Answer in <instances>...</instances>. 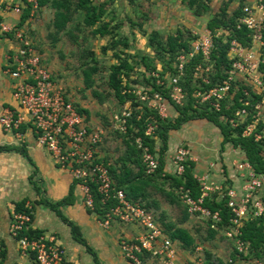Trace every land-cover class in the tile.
Here are the masks:
<instances>
[{
    "label": "built area",
    "instance_id": "obj_1",
    "mask_svg": "<svg viewBox=\"0 0 264 264\" xmlns=\"http://www.w3.org/2000/svg\"><path fill=\"white\" fill-rule=\"evenodd\" d=\"M31 4L32 10L37 8V0H25ZM24 5V4H23ZM23 5L0 3V10H11L20 14ZM244 25L249 33L248 44L237 39L230 41L227 58L229 66L226 76L221 82L204 91H195L194 95L199 103H206L213 110L231 109L229 114H221L220 119L233 130V136L240 135L249 138L259 146L258 156L264 164V3L254 2L244 5L242 15L238 18L236 27ZM1 33H14L18 40L16 53L8 62L7 72L13 78L12 95L17 105L14 108H4L0 113V125L3 130L16 132L22 124H29L35 134L38 144L48 150L61 168L67 170L71 179L78 187L84 205L93 207V197L89 182L96 184L97 192L101 195V202L115 200L113 206L108 207L101 218L100 226L108 227L112 221L134 224L140 228L134 236L119 238V249L127 260L140 264L138 255L144 250L150 252L152 262L159 264H180L175 241L170 238L151 211L138 203L126 199L121 188L114 186L109 174L108 162H104L98 154L97 145L101 139L102 130L98 126H87L85 116L81 114L73 103L68 100L60 88L55 86L48 70L41 64L38 52L27 39L23 29L0 21ZM197 39V40H196ZM191 42V50L177 55L174 66L175 74L165 73L170 99L175 104H182L185 91L179 84L184 76L185 63L198 51L203 59L208 60L211 38L208 30ZM209 65L203 67L197 64L192 71L193 82L200 79L207 83L203 76L209 70ZM151 76L156 77V83L161 84L156 70ZM240 93V94H238ZM139 94L140 99H148L147 105L165 117L167 105L165 99L155 92L145 96ZM239 105L232 108L236 96ZM130 115L128 107L113 115L116 122L121 121L125 129L126 119ZM156 124L147 123L144 133L153 136ZM140 146V139L135 140ZM239 149V148H238ZM232 150H235L234 148ZM190 157V151L184 146L176 147L170 156L176 175H181L184 167L183 160ZM142 160L145 172L153 173L158 164L157 155L142 147ZM215 162L209 163V171L193 175L199 183V195H190V189L179 187V198L186 206L190 216L204 220L212 229H222L223 235L232 243L235 259L240 262L242 255L249 253V246L241 239L240 227L251 220L262 219L264 225V170L257 171L246 158L244 152L235 157L230 168L219 167L220 179H214ZM211 193H217L218 198H225L230 217L226 226L218 210H211L203 204V200ZM30 204H24L25 210L13 211L10 218V235L15 240L18 250L23 256L33 254L30 264H69L65 248L55 233H42L38 237L29 238L21 231L31 221L27 209ZM180 244V243H179ZM2 246L0 244V253ZM195 251L200 249L194 247ZM193 250V249H192ZM192 250L189 254H192ZM192 264H230L232 259L220 262L209 258L196 256ZM210 260V261H209Z\"/></svg>",
    "mask_w": 264,
    "mask_h": 264
},
{
    "label": "trees",
    "instance_id": "obj_2",
    "mask_svg": "<svg viewBox=\"0 0 264 264\" xmlns=\"http://www.w3.org/2000/svg\"><path fill=\"white\" fill-rule=\"evenodd\" d=\"M24 5L20 15V24L30 16L31 4L22 0ZM38 7L49 6L53 9V17L51 19L52 30L48 33L53 41H56L57 34H65L73 43H78L77 35L74 34V30H80L83 27L89 28V33L92 37H105L109 39L110 48L119 46L118 51H114L115 62L109 65V73L107 83L109 87V93H111L120 105L129 102L128 109L130 115L126 119L125 130L119 133L124 143V150L117 158L112 162H108L109 159L104 158V162H108L109 174L113 180L116 188H121L127 200L132 203H138L145 209L150 210L159 209V202L156 198L150 195L149 188H153L155 192L162 194L166 200L180 208L181 216L178 221H172L166 218V214L163 210L160 211L159 219L163 224V229L168 233L171 239L178 240L180 247L184 250H192L195 247V239L191 232L180 226L178 223L189 222L190 215L186 210L185 204L179 198L180 190L182 186L184 189H190V195L197 197L199 195V183L193 176L194 163L186 157L182 164L184 170L181 175H176L174 172V165L165 157V151L168 149L170 132L178 129L182 123L189 121L190 119H205L211 122L215 127L219 129L222 136L221 150L224 148L225 142H230L232 146L239 148L244 152L246 158L252 163L253 167L257 171L264 170V164L260 160L258 154L259 146L249 138H243L240 135L233 136L231 128L227 123L220 119L221 114H229L231 109L213 110L206 103H199L198 98L195 97V91H204L211 86L221 82L226 76V69L229 66V60L227 58L228 47L232 39H237L244 44H248L250 38H247L249 30L242 25L237 28L236 23L238 18L242 15V8L244 6L243 1L240 0L237 6L227 11L229 4L233 0L224 1L218 10L211 14L208 20L205 22V28L210 33L211 47L209 48L208 60L203 59L201 51L195 53L184 65L185 74L179 79V84L185 91V99L182 104H175L169 95V88L165 85V73L175 74L177 72L174 64L177 62L176 57L180 53H187L191 50V40L196 39L197 36L192 34L189 29L176 28L174 33L167 34L165 37L159 34L156 30H151L147 37V47L153 52V56L150 54H143L140 56V61L144 64L146 69L156 70L155 60L163 61L166 70L159 71L161 84L156 83V77L145 76L146 82L139 83L136 78H132L130 72L134 69V63L128 61L131 54L126 53L125 49L129 47L131 42L125 34L120 35L117 31V24H112L110 20L103 19L106 14L105 2L95 4L92 0H37ZM185 4L187 9L190 10L194 16H202L209 12L210 0H180ZM264 3V0H257ZM37 7V8H38ZM77 14V15H76ZM143 16H146L143 14ZM82 21L83 27H81ZM113 19V18H112ZM141 27L142 24L138 23ZM225 30L227 33L216 34V31ZM144 33V30H142ZM8 34V33H5ZM36 50V46L31 43ZM107 49L106 45L101 46V51L104 52ZM115 50V49H114ZM81 56V55H80ZM82 57H89L90 60H84L81 63L83 81L86 87L91 86L94 83L93 74L97 71V61L92 49L86 47L82 50ZM153 57V58H149ZM166 59V60H165ZM137 64V63H135ZM197 64H201L203 67L210 66L206 74L208 79L207 83L201 82L197 79L196 82L192 81V71ZM150 72H148L149 74ZM131 75V76H130ZM143 87V90L148 95H152L158 92L164 99L167 105L166 111L170 114L169 117L160 116L156 110L150 108L147 103L139 100V97L135 94L134 87ZM129 90V91H127ZM94 95L98 96V100L102 101L103 96L93 91ZM240 94V93H238ZM236 96L232 108L237 107ZM75 106V105H74ZM76 109L82 113H88L86 109L75 106ZM174 112H176L174 114ZM156 124L153 136L146 135L144 133L147 123ZM21 126L19 127V131ZM155 136L158 137L157 143L155 142ZM136 138L140 139V146L135 141ZM146 146L148 151L157 155L158 164L155 167L153 173L148 174L145 172V163L142 160V147ZM185 148L187 146L182 145ZM8 149H18L22 154L25 153V149L22 145L19 147L0 145V151ZM175 151V150H174ZM222 167H226L221 165ZM215 167V166H214ZM220 167V166H219ZM209 171V167L203 172ZM215 176V174L212 172ZM218 174V173H217ZM212 177L214 179V176ZM75 185V182H74ZM92 197L93 207L88 208L89 212H93L98 218H101L108 207L113 206L116 202L114 199H110L105 203L101 202V195L97 192L96 184L89 182ZM36 188V187H35ZM39 190V188H36ZM73 186L69 188V194L60 201L52 202L47 199H42L45 204L56 212L61 221L66 223L69 227L72 239L82 245L84 249L92 255L93 264H102L93 248L87 243L83 237L79 225L74 221L65 217L58 206L60 203L68 202L71 200ZM144 202V203H142ZM204 206L211 210H218L222 216L224 226L227 225L230 217L228 207L225 205V198H218L217 193H211L209 197L203 200ZM32 206L27 211L30 213L32 220ZM25 210L24 202H16L14 211ZM156 218V217H155ZM31 221L24 227L21 234L26 235L29 238L38 237L43 233V230L30 226ZM209 224V223H206ZM208 236L212 237L216 232L207 225ZM241 239L249 246V252L252 256L263 257L264 252V225L262 219L251 220L244 223L241 227ZM2 249L0 253V264H2L6 250L2 242H0ZM210 254L207 255L209 258ZM33 254L29 255V258L33 259ZM140 263H145V259L150 257V252L143 251L138 255ZM32 261V260H31Z\"/></svg>",
    "mask_w": 264,
    "mask_h": 264
},
{
    "label": "crops",
    "instance_id": "obj_3",
    "mask_svg": "<svg viewBox=\"0 0 264 264\" xmlns=\"http://www.w3.org/2000/svg\"><path fill=\"white\" fill-rule=\"evenodd\" d=\"M255 1L252 0L251 3ZM0 3L24 4L22 0H0ZM36 9L41 11L46 7L31 9L30 16L21 24V13L7 9L0 10V21L23 29L25 34L30 33V28H33V22L37 17L35 16ZM183 14L192 16L189 18L191 21L195 17L187 8ZM196 22L197 20L190 24L197 26ZM17 48L18 40L14 33L0 32V113L4 108H14L17 105L12 95L14 80L7 72L8 62L16 53ZM20 129L21 136H17L16 132L3 130L0 125V145L14 147L22 145L26 153L22 154L18 149L0 151V242L6 250L2 264H30L32 260L29 256H23L20 253L9 230L15 203L21 201L24 204L28 202L32 206L30 226L42 229L43 233H55L65 248L69 264H93L92 255L72 239L68 225L60 220L52 207L41 201L42 199L52 202L60 201L69 194L71 186H73L71 200L68 199L67 203H60L58 208L65 217L79 225L83 237L93 248L101 263L137 264L124 257L118 242L122 236L136 235L140 232V228L120 221H112L108 227L100 226L97 215L89 212L84 205L81 193L76 184L74 185L69 172L61 168L50 152L37 143L29 124H22ZM221 142L222 136L219 129L211 122L205 119H190L182 123L178 129L170 132L168 142L170 149L165 153V157L170 161V156L174 153L176 146L185 144L190 151L189 159L194 163L193 174L203 173L209 167V163L214 161L215 176H213L220 179L221 175L215 171L221 165L226 166L229 171L232 161L231 154L224 155V148L220 149ZM99 153L100 157L104 154L111 155L108 150L100 151L99 149ZM182 250L183 254L187 255V251ZM145 260L143 264L152 263L150 258Z\"/></svg>",
    "mask_w": 264,
    "mask_h": 264
},
{
    "label": "rangeland",
    "instance_id": "obj_4",
    "mask_svg": "<svg viewBox=\"0 0 264 264\" xmlns=\"http://www.w3.org/2000/svg\"><path fill=\"white\" fill-rule=\"evenodd\" d=\"M224 1L226 0H210L209 12L202 16H195L196 19L194 17L191 21L189 18H192V16L183 14L187 7L184 3L179 2V0H92L95 4L105 2L106 14H104L103 19L110 20L112 24H117V31L120 35L125 34V36L128 37L129 42L132 43L125 49V52H129V54L132 55V57L128 59L129 62L134 63V69L130 74L132 75V78H136L139 83H145V76H151L150 74L154 72L153 69H151V71L146 69L142 61H140V56L143 54H150V56H153V52L147 47V37L151 30H156L159 34L165 37L167 34L174 33L176 28H185L189 29L192 34H195L198 37L205 33V30H207L205 28V22L211 14L218 10ZM239 1L240 0H233L229 4L227 11L230 12L233 10ZM251 1L252 0H244L243 3L244 5H250L254 3H251ZM255 2L258 1L256 0ZM45 7L46 9L41 11L39 9L35 10V16L37 17H35L33 22L34 26L32 25L33 28H30V33L28 32L25 35L27 39L36 46V51L40 56L41 64L44 65L50 73L55 86L61 89L65 97L70 100L73 105L87 110V114L82 113L85 116L84 121L87 126H98L101 128L103 132L97 145L98 153L99 149L100 151L108 150V153L111 155L107 156V154H104L101 158H107L109 159V163H114L113 161L117 156L123 153L124 150V143L119 133H122L125 129L121 127V121L118 120V122H116L114 120L113 115L120 113L124 107H128L129 105V102L120 105L116 98L109 93L107 83L109 65L115 62L113 52L118 51L120 45L109 49L110 44L108 37H92L89 33V28L83 27L80 17L79 21L81 22V27H83V29L74 30V34L77 35V40L80 44L73 43L62 33L57 34L58 39L53 41L48 34L52 30L50 23L53 17V9L49 6ZM175 13L178 14L172 15ZM143 14L146 16H143ZM196 20L198 28H196L197 26L190 24ZM138 23H141L142 26L139 27ZM142 30H144V33ZM223 32L227 33L225 30H219L216 31V34ZM196 40L193 39L191 42H195ZM102 45L107 46V49L104 52L101 51ZM86 47H89L94 51L98 68L95 74H93L94 83L89 87H86L84 84L81 72L83 67L81 66L82 61L90 60L89 57H82V50H85ZM149 58L151 59L153 57ZM155 63L158 67L156 71L160 78L159 73L168 70H166L163 61L155 60ZM148 72L150 73L148 74ZM205 75L206 74H203V76ZM134 89L135 94L138 97L140 96L139 94L145 93L141 86L134 87ZM93 91H96L103 96L102 101L98 100V96L94 95ZM147 95L146 92L145 96ZM139 100L143 101L145 104L148 102L147 98L143 100L139 97ZM164 113L169 117L170 114L167 111H164ZM154 137L156 138L155 142L157 143L158 137L155 135ZM178 146L181 145H177L176 147ZM233 148L235 150L232 151ZM236 149L238 148L232 146L230 142L224 143V155L230 153L232 160L240 155L238 152H243L240 149H238L240 151H236ZM215 172L219 173L218 170ZM149 190L151 191L150 195L153 198H156L159 202V209L151 208L149 211L153 213L160 225L164 227L159 219L161 210L166 214L164 222H167L165 221L167 218L175 222L178 221L181 216L180 208L170 204L161 193L155 192L153 188H149ZM188 220L189 222L178 224L191 232L195 239V246H198L200 249H197L196 251L195 249L192 250V254H195L194 257L189 254L191 252L190 250H186L187 255H184L179 241H175L174 247L177 251V258H179L180 264H192V259L196 256L205 260L208 254H210V260L214 261L218 260L222 262L226 260L227 262L230 258L232 259L230 264H264V256L255 257L252 256L251 252L242 255L240 262H238L237 259H235V255H232L233 245L230 240L225 238L222 229H213L216 232L210 237L208 236V227L204 220L195 216H190ZM262 251L264 252V250ZM151 264H159V262L154 260Z\"/></svg>",
    "mask_w": 264,
    "mask_h": 264
}]
</instances>
